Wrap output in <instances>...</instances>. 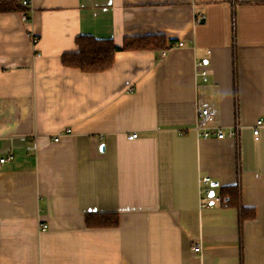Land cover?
I'll return each mask as SVG.
<instances>
[{"label":"crops","instance_id":"0c3cea01","mask_svg":"<svg viewBox=\"0 0 264 264\" xmlns=\"http://www.w3.org/2000/svg\"><path fill=\"white\" fill-rule=\"evenodd\" d=\"M30 4L23 24L0 0V264H264V0ZM158 34L173 41L161 60L62 64L82 36ZM200 105L237 138H199ZM103 214L118 225L85 223Z\"/></svg>","mask_w":264,"mask_h":264},{"label":"trees","instance_id":"16d2710c","mask_svg":"<svg viewBox=\"0 0 264 264\" xmlns=\"http://www.w3.org/2000/svg\"><path fill=\"white\" fill-rule=\"evenodd\" d=\"M22 9L19 0H13ZM77 52L70 53L62 59L65 67H72L81 72L105 71L112 67L114 55L118 51H141V50H169L173 46L172 40H166L163 35L150 37L126 38L122 46H116L109 40H96L90 36H82L76 39ZM227 193L229 205L234 202L237 206L239 191L236 187L224 189ZM242 212V211H241ZM89 217V218H88ZM85 223L92 227H116L118 225L117 216L114 214H103L88 216Z\"/></svg>","mask_w":264,"mask_h":264},{"label":"built area","instance_id":"2783aa9c","mask_svg":"<svg viewBox=\"0 0 264 264\" xmlns=\"http://www.w3.org/2000/svg\"><path fill=\"white\" fill-rule=\"evenodd\" d=\"M20 2V5L22 7V9H25L24 12H22L20 14V21L21 23H27L29 21V16H28V13H27V10H29L30 8V3H31V0H19ZM29 34V33H28ZM30 38L32 39V42L34 44H36L38 42V39L36 37H34L33 35L31 36L29 34ZM166 51L163 50V51H160L157 55V58L158 59H164L165 56H166ZM198 66V69H199V73L197 74L198 76H200L204 81L207 80V71L206 69H204V64L202 62H199V64L197 65ZM196 119H197V124L194 128V132L197 134V136L199 138H213V139H223L225 137H232L234 139L237 138V135H238V125L237 124H234L233 126L230 127V129L225 132L224 129L216 124L214 122V118L212 117L211 113H210V110L209 108H206V107H202L201 105L197 107L196 109ZM264 126V119H258V121L255 123V125L253 126L252 128V134H253V137L255 140H258L259 138V134H260V128ZM62 133L64 134H69L70 133V130H65L63 131ZM132 137L136 138L137 135L135 134H131ZM60 134H57L53 141L54 142H57L60 138ZM36 148V145L33 143L31 146L28 147V149H35ZM10 158L8 159H5V158H1L0 159V162L1 163H4L8 160H10ZM202 184H204L207 188L205 190H203L207 195H210V193L212 192V190H210V185H211V180L210 178H203V181H202ZM216 201H218L216 199ZM48 225H45V224H41V227H40V230L42 232L46 231ZM201 248H199V246H195L194 247V251L195 252H200Z\"/></svg>","mask_w":264,"mask_h":264},{"label":"water","instance_id":"95a60500","mask_svg":"<svg viewBox=\"0 0 264 264\" xmlns=\"http://www.w3.org/2000/svg\"><path fill=\"white\" fill-rule=\"evenodd\" d=\"M102 146L100 147V151L102 150ZM217 184H215V183H213L212 184V187H215ZM213 195H214V191H212L211 193H210V197H213Z\"/></svg>","mask_w":264,"mask_h":264}]
</instances>
